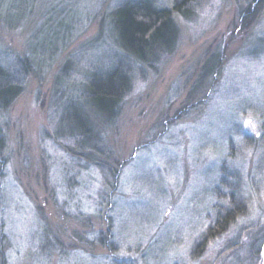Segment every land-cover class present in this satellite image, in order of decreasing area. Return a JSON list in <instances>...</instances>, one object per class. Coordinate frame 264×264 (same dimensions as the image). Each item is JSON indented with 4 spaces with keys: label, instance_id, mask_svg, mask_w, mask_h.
I'll return each mask as SVG.
<instances>
[{
    "label": "rangeland",
    "instance_id": "obj_1",
    "mask_svg": "<svg viewBox=\"0 0 264 264\" xmlns=\"http://www.w3.org/2000/svg\"><path fill=\"white\" fill-rule=\"evenodd\" d=\"M119 1L33 0L0 31L7 63L30 55L33 34L46 41L0 112V264H262L264 6L242 30L251 0H198L173 15L175 48L141 63L111 39ZM113 69L127 86L109 120L84 92ZM78 115L83 142L68 125Z\"/></svg>",
    "mask_w": 264,
    "mask_h": 264
},
{
    "label": "trees",
    "instance_id": "obj_2",
    "mask_svg": "<svg viewBox=\"0 0 264 264\" xmlns=\"http://www.w3.org/2000/svg\"><path fill=\"white\" fill-rule=\"evenodd\" d=\"M40 1L46 2L47 0ZM196 1L198 0H174L171 8H161L154 0H120L110 10L106 19L111 39L128 58L147 63L153 60L157 53L170 52L175 48L178 31L173 15L187 16L190 5ZM31 5H33V0H0V31L1 29L15 30L16 26L26 19ZM263 6L264 0H251L246 8L240 9L239 23L242 30L249 28ZM52 16L53 14L46 20L48 29L55 20ZM101 30L100 27L99 31ZM40 35L38 34L37 37L33 34L26 45L29 56L26 54L16 56L9 63L6 60H0V112L7 110L21 93L22 81L30 73L34 63L32 53L35 54L37 47L39 49L45 47V39L38 40ZM219 67L220 59L213 58L205 67V73L213 74ZM87 78L91 80L90 84L86 85L84 95H87L89 108L101 118L111 120L116 117L120 99L127 86L125 77L113 69L101 72L100 75L93 74ZM68 125L72 128L71 130H76L74 132H80L82 142L85 138L91 137L88 121L84 115L71 118ZM4 147V137L0 130V166ZM91 158L95 160L94 156ZM233 218L234 216L228 212L222 216L219 215L216 226L225 229L227 224L232 223Z\"/></svg>",
    "mask_w": 264,
    "mask_h": 264
},
{
    "label": "water",
    "instance_id": "obj_3",
    "mask_svg": "<svg viewBox=\"0 0 264 264\" xmlns=\"http://www.w3.org/2000/svg\"><path fill=\"white\" fill-rule=\"evenodd\" d=\"M262 264H264V243L261 249Z\"/></svg>",
    "mask_w": 264,
    "mask_h": 264
}]
</instances>
